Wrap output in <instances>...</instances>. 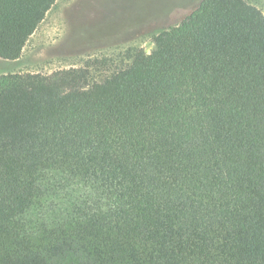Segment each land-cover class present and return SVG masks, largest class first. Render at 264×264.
I'll return each instance as SVG.
<instances>
[{
    "label": "trees",
    "instance_id": "16d2710c",
    "mask_svg": "<svg viewBox=\"0 0 264 264\" xmlns=\"http://www.w3.org/2000/svg\"><path fill=\"white\" fill-rule=\"evenodd\" d=\"M56 0H0V59ZM101 81L0 74V264H264V14L202 0Z\"/></svg>",
    "mask_w": 264,
    "mask_h": 264
},
{
    "label": "rangeland",
    "instance_id": "374dc122",
    "mask_svg": "<svg viewBox=\"0 0 264 264\" xmlns=\"http://www.w3.org/2000/svg\"><path fill=\"white\" fill-rule=\"evenodd\" d=\"M264 12V0H246ZM186 0H56L15 61L0 59V74L41 73L101 65L91 78L105 76L130 63V50H152L167 12ZM256 4V5H255ZM183 5V4H182ZM144 25V26H140Z\"/></svg>",
    "mask_w": 264,
    "mask_h": 264
},
{
    "label": "crops",
    "instance_id": "0c3cea01",
    "mask_svg": "<svg viewBox=\"0 0 264 264\" xmlns=\"http://www.w3.org/2000/svg\"><path fill=\"white\" fill-rule=\"evenodd\" d=\"M202 0H186L185 3L178 5L170 9L166 16L164 17V21L160 23V25H153L152 23H145L150 28H160V27H170L178 24L183 18L189 15L201 2ZM256 5V4H255ZM264 14V12H263ZM140 25V26H144ZM163 30V29H162Z\"/></svg>",
    "mask_w": 264,
    "mask_h": 264
}]
</instances>
